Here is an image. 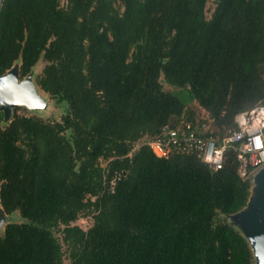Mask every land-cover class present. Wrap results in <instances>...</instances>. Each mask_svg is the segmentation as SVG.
I'll return each instance as SVG.
<instances>
[{
	"label": "trees",
	"instance_id": "obj_1",
	"mask_svg": "<svg viewBox=\"0 0 264 264\" xmlns=\"http://www.w3.org/2000/svg\"><path fill=\"white\" fill-rule=\"evenodd\" d=\"M113 1L4 0L0 74L20 60L24 79L43 58L37 84L67 108L61 121L0 125V204L25 220L0 235V264H64L61 229L70 264H255L221 218L251 196L234 153L218 172L150 147L115 160L123 173L95 202L94 225H74L102 185L92 178L99 158L114 147L124 157L147 130L180 122L186 104L162 77L208 112L215 136L264 99V0H216L211 20L209 0H119L122 16Z\"/></svg>",
	"mask_w": 264,
	"mask_h": 264
},
{
	"label": "rangeland",
	"instance_id": "obj_2",
	"mask_svg": "<svg viewBox=\"0 0 264 264\" xmlns=\"http://www.w3.org/2000/svg\"><path fill=\"white\" fill-rule=\"evenodd\" d=\"M112 4H113L114 9L116 10V13L119 16H122L125 12L124 4L119 0L113 1ZM216 5H217L216 0L208 1L206 5V10H205V15H206L207 20L212 19V16L216 9ZM60 6L61 8L67 9L69 7V0H60ZM19 65L21 66L20 60L14 64V66H19ZM46 65H47V62H45L44 59L42 58L38 62V64L33 68L32 74H31L32 82L34 83L36 90L38 91V94L45 101L44 106L39 107V108H28L25 106L16 107L14 109L11 119L9 121H3L0 124L2 128L7 127L11 123L13 118L16 116L18 117L36 116V117H40V118L50 120V121H61L62 116L65 114L67 105L58 103L48 93L43 91L40 88V86L37 84V78L39 75H41ZM161 81L166 91L178 94L179 96L182 97L183 102H185L186 104V107L183 109L181 116H178V117L175 116L173 118V122H176L179 120L180 121L188 120V119L198 122L208 117V112L204 108H202V106L196 100L190 99L189 97L185 96L184 94L185 92L183 89L176 88L174 86L167 84L164 81L163 77L161 78ZM229 129H230L229 127H224L222 131L219 129L218 130L221 131L222 133H228L230 131ZM158 130L159 129H155V128L149 129L146 132H144L140 136V138H137L136 140L132 141L131 142L132 150L124 157H119L118 150L114 147L108 150L106 155L98 159L96 163V169L93 172L92 178H93V182L97 184L98 187L101 182H102V185L99 189H97V193L95 195L91 194L85 197L84 202L86 206L81 212L79 219L76 222H74V225L80 226L85 231L89 230L94 225L95 216L100 213V210L97 209L95 202L98 200L99 197H102L110 190H113V186L117 183L118 178L120 179L123 173V172L121 173L119 171H116L113 168L112 162L118 159H123L127 156L131 157L144 147L149 148V142L151 138L159 134L160 130L159 131ZM20 145L23 146L24 148H29L27 140H22L20 142ZM176 156L183 157V155H178V154H176L173 157H176ZM259 172L260 170L257 171L256 175ZM255 176L250 179L252 187H251V196L249 199L248 206L243 211H241L239 215H235L234 217H223V216L221 217L222 221H226L228 224H231L243 235L245 232L243 231V228L241 226H243V223L245 222V220L242 217V213L248 210L250 206L254 204V201L257 200L258 194H259L257 191V188L260 185L256 183ZM23 222H25V220L21 217L19 212L13 213L11 215L7 214L5 224L3 227L0 228V235H4L6 226L8 224L23 223ZM56 235L59 238L63 246L64 264H70L72 253H73V247L69 243L64 241V233L62 232V229L57 230ZM249 245L254 255L255 264H263V262L261 261L260 257L258 256L251 242H249Z\"/></svg>",
	"mask_w": 264,
	"mask_h": 264
},
{
	"label": "built area",
	"instance_id": "obj_3",
	"mask_svg": "<svg viewBox=\"0 0 264 264\" xmlns=\"http://www.w3.org/2000/svg\"><path fill=\"white\" fill-rule=\"evenodd\" d=\"M236 123V129L215 136L216 129L208 117L198 122L182 120L176 126L165 125L149 147L164 159L176 154L197 156L215 172L223 170L229 154L234 153L239 176L251 179L264 168V99L239 114Z\"/></svg>",
	"mask_w": 264,
	"mask_h": 264
},
{
	"label": "water",
	"instance_id": "obj_4",
	"mask_svg": "<svg viewBox=\"0 0 264 264\" xmlns=\"http://www.w3.org/2000/svg\"><path fill=\"white\" fill-rule=\"evenodd\" d=\"M3 3L4 0H0V18ZM20 67V65L13 66L5 74H0V111L4 113V121L11 119L14 109L18 106L39 108L45 104L32 82V72L24 79H20ZM255 180L260 185L257 188L258 198L242 213L245 222L241 227L245 232L243 236L252 243L264 264V168L255 176ZM240 212L235 215H239ZM6 217L7 214L0 204V228L4 226Z\"/></svg>",
	"mask_w": 264,
	"mask_h": 264
}]
</instances>
